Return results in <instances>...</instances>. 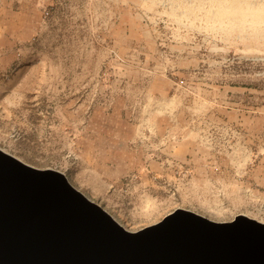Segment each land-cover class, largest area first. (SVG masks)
Returning <instances> with one entry per match:
<instances>
[{"label": "rangeland", "instance_id": "rangeland-1", "mask_svg": "<svg viewBox=\"0 0 264 264\" xmlns=\"http://www.w3.org/2000/svg\"><path fill=\"white\" fill-rule=\"evenodd\" d=\"M0 149L129 230L175 208L264 222L245 174L264 161V0H0ZM185 151L215 162L209 182L192 162L166 181L146 166L155 185L126 165Z\"/></svg>", "mask_w": 264, "mask_h": 264}, {"label": "water", "instance_id": "water-1", "mask_svg": "<svg viewBox=\"0 0 264 264\" xmlns=\"http://www.w3.org/2000/svg\"><path fill=\"white\" fill-rule=\"evenodd\" d=\"M0 264H264V222L175 208L129 230L63 172L0 149Z\"/></svg>", "mask_w": 264, "mask_h": 264}, {"label": "crops", "instance_id": "crops-1", "mask_svg": "<svg viewBox=\"0 0 264 264\" xmlns=\"http://www.w3.org/2000/svg\"><path fill=\"white\" fill-rule=\"evenodd\" d=\"M185 152H187V154L184 153L181 157H178L177 155L172 153L171 156H173L174 159L164 158V157L161 159H156L155 157H152V156L150 157V155L144 154L142 155V157H138L137 159H134L132 162L127 163L126 165H133V166L138 167L137 169L139 170L141 174L142 183L155 185V183L152 182L153 180L148 178L149 175L145 173V171H143L145 170L146 166L151 168L155 176L161 178L162 181H166L168 179H171L173 176V173L170 171L171 170L170 167L173 166V164H175L173 163L175 162L174 160L180 161V162H186L188 164L192 162V164L197 166L198 173H201L200 175L201 180H203L204 183L207 182L208 181L207 177L212 176L213 172L207 171L205 167H208L207 165L211 163L213 164L215 162L208 160L205 155H201L200 157L199 156L191 157L192 153L188 154V151H185ZM220 166H224V168L220 172V174H222L223 176H220L219 174H217L218 175L217 181L218 183L222 181L225 182L227 178L228 185H229V191H231L232 185H234L232 181H235V176L232 178L231 176L234 173L233 170L237 165L235 163L234 164L233 163H225V164L221 163ZM226 166L228 167L227 171H225L227 169ZM126 172L128 171H125V174ZM226 174L228 175V177L224 176ZM245 174L247 175L246 182L248 185L250 186L256 185V186L264 187V161L263 160L257 161L252 166H249L246 169ZM155 180L157 181V183L160 182L159 179H155ZM159 198H162V197L159 196ZM127 200L126 202L121 203L123 206L122 208L125 210H130L128 208L130 207V203ZM130 212H133V210H130Z\"/></svg>", "mask_w": 264, "mask_h": 264}, {"label": "built area", "instance_id": "built-area-1", "mask_svg": "<svg viewBox=\"0 0 264 264\" xmlns=\"http://www.w3.org/2000/svg\"><path fill=\"white\" fill-rule=\"evenodd\" d=\"M148 172H150L149 170H148ZM127 184V183H126Z\"/></svg>", "mask_w": 264, "mask_h": 264}]
</instances>
